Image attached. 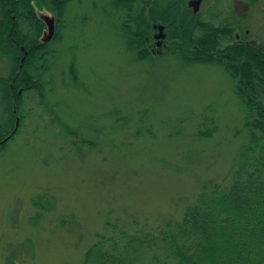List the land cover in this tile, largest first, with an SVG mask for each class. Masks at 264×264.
<instances>
[{
    "label": "rangeland",
    "instance_id": "1",
    "mask_svg": "<svg viewBox=\"0 0 264 264\" xmlns=\"http://www.w3.org/2000/svg\"><path fill=\"white\" fill-rule=\"evenodd\" d=\"M49 2L36 1L38 14H54L57 35L25 69L42 87L25 93L19 130L0 149V264H82L107 223L178 219L204 186L226 178L250 137L223 65L154 41L141 59L126 28L135 24L113 0H68L58 28ZM143 2L135 7L145 15ZM232 3L264 44V0ZM226 7L220 1L208 17ZM12 67L0 55V78ZM8 120L0 91V124Z\"/></svg>",
    "mask_w": 264,
    "mask_h": 264
},
{
    "label": "trees",
    "instance_id": "2",
    "mask_svg": "<svg viewBox=\"0 0 264 264\" xmlns=\"http://www.w3.org/2000/svg\"><path fill=\"white\" fill-rule=\"evenodd\" d=\"M36 1L0 0V43L3 41L0 55L13 62L11 73L0 78L9 118L6 124H0V149H4L8 142L2 141L15 129L14 121L25 93L42 87L25 70L32 68V61L39 59V52L48 45L42 39L47 24L38 14ZM52 1L48 5L58 17L55 16L58 28L68 0ZM113 1L126 9L129 19L126 24H135L134 29L126 27L129 42L140 49L139 56L145 59L151 54L143 47L157 2L151 16H146L143 9L141 13L136 9V0ZM166 22L172 29L169 38L180 52L193 61H215L227 69L235 94L247 111L245 126L250 132L249 141L240 149L226 178L204 186V192L178 219L154 228L125 229L107 223L104 232L86 249L82 264H264V44L255 49L235 42L222 50L221 41L232 39L231 26L196 20L175 21L174 25ZM7 44L12 48H7ZM214 132L215 126L201 135L209 138ZM34 204L42 205L39 199Z\"/></svg>",
    "mask_w": 264,
    "mask_h": 264
},
{
    "label": "flooded vegetation",
    "instance_id": "3",
    "mask_svg": "<svg viewBox=\"0 0 264 264\" xmlns=\"http://www.w3.org/2000/svg\"><path fill=\"white\" fill-rule=\"evenodd\" d=\"M142 1H144L143 3L145 7L146 16L148 15V11H151L153 4L157 2L155 16L151 20V23L149 25V34L146 36V46L152 45L151 41L155 42L154 46L156 47L154 48L158 49L165 48L168 43L172 45V42H174V40H171L169 38L172 33V29H170V24L166 21L168 20L174 25L176 23L175 21L180 23L181 20L184 19H186L188 22L196 20L197 23L200 22L205 24H211L212 22H214L219 24L223 23L225 25L231 26L234 29L232 39L226 38L221 41L222 50L226 49L227 46L235 42L244 43L245 45L254 47L255 49H257L256 47H258L259 44L262 43L261 41H257L256 39L252 38L248 30L245 31L242 29L243 20L241 19L243 17L239 16L233 10V8H231L233 5V1L236 4H240L242 2L256 3L257 0H171L170 2H166L165 0ZM220 1H223L227 5V7L224 8V10L217 14L213 19H210L208 17V13L209 15H212V7L215 4H219ZM204 3L206 4V6L202 7ZM172 4H175V8L172 7ZM169 10L172 13H176L173 16H169ZM245 14L246 13H244L243 15ZM177 26H179V24ZM159 35H164V38H160V41L156 39V36ZM223 43L226 45L223 46Z\"/></svg>",
    "mask_w": 264,
    "mask_h": 264
},
{
    "label": "water",
    "instance_id": "4",
    "mask_svg": "<svg viewBox=\"0 0 264 264\" xmlns=\"http://www.w3.org/2000/svg\"><path fill=\"white\" fill-rule=\"evenodd\" d=\"M54 17V16H53ZM52 17V20H50V19H48L47 18V20L46 19H44V21L47 23V25H48V30H49V36H47V37H45L44 35H43V38L42 39H44L45 41H49V40H51L52 38H53V35H54V30H55V27L53 26H51V23H54V18ZM160 38H164V35H162V36H156V39H160ZM18 127V126H17ZM17 127H16V129H17ZM7 140V138L5 139V141Z\"/></svg>",
    "mask_w": 264,
    "mask_h": 264
}]
</instances>
